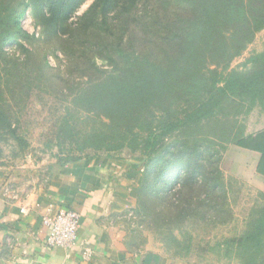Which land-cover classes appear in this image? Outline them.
Returning <instances> with one entry per match:
<instances>
[{
	"label": "trees",
	"instance_id": "obj_1",
	"mask_svg": "<svg viewBox=\"0 0 264 264\" xmlns=\"http://www.w3.org/2000/svg\"><path fill=\"white\" fill-rule=\"evenodd\" d=\"M83 1L0 0V142L27 144L3 104L5 90L24 83L33 92L49 80L42 60L21 44L31 37L20 23L30 8L42 41L60 47L79 73L96 66L97 59L109 66L91 86L78 87L58 116L56 145L70 151L58 158L55 170L89 157L81 154L86 150L123 161L111 152L128 147L137 152L133 167L156 159L149 171L163 182L189 172L194 183L203 178L207 205L224 209L225 148L216 150L218 143L202 154L210 139L203 129L213 122L220 125L221 149L223 142L245 147L230 120L264 102V49L249 57L245 70L231 68L230 62L264 30V0H93L72 19ZM7 44L24 48L5 51ZM85 56L87 67L79 61ZM34 73L35 84L29 82ZM228 108L232 114L224 112ZM81 109L96 112L98 124L80 127ZM171 139L176 144L170 149ZM251 149L259 153L257 171L264 174V141ZM162 150L170 155H160ZM218 191L223 195L219 202L214 199ZM249 216L239 235L221 243L223 255L240 264H264V204L253 207Z\"/></svg>",
	"mask_w": 264,
	"mask_h": 264
},
{
	"label": "rangeland",
	"instance_id": "obj_2",
	"mask_svg": "<svg viewBox=\"0 0 264 264\" xmlns=\"http://www.w3.org/2000/svg\"><path fill=\"white\" fill-rule=\"evenodd\" d=\"M92 1L84 0L72 19L81 15ZM20 23L31 35L21 40V44L34 54L35 60H42V71L49 80L47 83L41 82L43 85H38L40 90L36 88L33 92L29 91L23 83L21 86H15L14 91L8 90L7 94L5 90V95L2 96L3 104L12 113L14 125L21 127L20 131L27 141L23 148L11 139L8 143L0 142V169L4 171L2 175L6 177L8 186L17 191L21 188L40 189L48 175L59 167L58 158L62 159L61 155L66 156L70 148L64 145L60 148L56 145L55 125L58 116L65 111L78 87L91 86L92 79L101 75L99 71L109 68L106 61L97 59L96 66L84 74L79 73L80 68L73 67L74 62L67 60L60 47L49 41H42L40 24L30 8L24 10ZM23 46L7 44L4 49L13 51L17 48V51L21 52ZM263 49L264 30H261L243 52L232 59L230 67L245 70L249 57ZM82 60L85 65L83 67H87V57L79 61ZM32 76L29 82L35 84L34 78L38 75L35 76L34 73ZM224 112L232 114L230 108ZM77 116L80 127H93L99 122V117L94 111L86 112L81 109L77 111ZM235 120L230 122L235 126L234 131H237L236 135L246 148H252L264 141V102L247 112H242ZM223 122L227 125V121ZM218 125L213 122L207 129H203V133L210 136V139L204 143L202 154H207L219 143L216 150L222 153L225 148L223 162L226 153H231L233 144L223 142V148H220L218 135L224 133H218ZM169 144L171 149L176 144L175 139H171ZM87 152L89 156L96 153L86 150L81 154ZM111 153L123 160V168H131L130 171H118L120 174L115 177L116 183H121L126 191L122 200H119V193L114 196V201H119L121 206L114 209L110 216L114 229L123 235L122 241L128 248L164 249L172 254L187 257L196 264H240L237 259H228L223 255L221 243L225 238L237 236L244 230L251 209L264 204V194H261L264 190L249 186L226 174L221 162V169L227 180V198L224 203L227 205L218 211L207 205V185L203 178L194 183L188 180L192 175L189 172L187 175L183 173L182 177L169 176L163 182L149 171L152 168L151 163L156 159L147 164L142 162L136 168L133 165L137 163V152L124 147ZM243 153L238 159L246 158ZM160 155L167 157L170 153L162 150ZM216 194L214 199L219 202L223 195L220 191Z\"/></svg>",
	"mask_w": 264,
	"mask_h": 264
},
{
	"label": "crops",
	"instance_id": "obj_3",
	"mask_svg": "<svg viewBox=\"0 0 264 264\" xmlns=\"http://www.w3.org/2000/svg\"><path fill=\"white\" fill-rule=\"evenodd\" d=\"M232 147L222 162L223 170L264 190V174L257 171L259 153ZM241 153L247 159H238ZM123 164L114 158L89 156L54 170L40 189L20 191L8 186L0 169V264H196L164 249L133 250L122 241L110 216L121 206L114 196L119 193V200L124 199L126 189L115 180L118 171L131 169ZM65 208L80 214L76 241L71 247L50 246L43 221ZM86 249L88 257L83 255Z\"/></svg>",
	"mask_w": 264,
	"mask_h": 264
},
{
	"label": "built area",
	"instance_id": "obj_4",
	"mask_svg": "<svg viewBox=\"0 0 264 264\" xmlns=\"http://www.w3.org/2000/svg\"><path fill=\"white\" fill-rule=\"evenodd\" d=\"M80 214L75 209H60L44 219L46 242L50 246L71 247L77 237ZM90 251H83L88 257Z\"/></svg>",
	"mask_w": 264,
	"mask_h": 264
}]
</instances>
